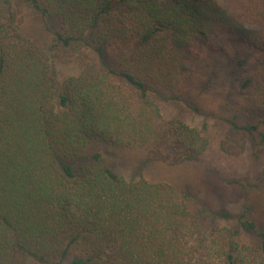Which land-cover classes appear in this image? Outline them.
I'll use <instances>...</instances> for the list:
<instances>
[{"label": "trees", "instance_id": "trees-1", "mask_svg": "<svg viewBox=\"0 0 264 264\" xmlns=\"http://www.w3.org/2000/svg\"><path fill=\"white\" fill-rule=\"evenodd\" d=\"M206 52L264 105V0H0V264H264V173L144 176L205 162ZM241 117L219 146L257 162Z\"/></svg>", "mask_w": 264, "mask_h": 264}, {"label": "rangeland", "instance_id": "rangeland-1", "mask_svg": "<svg viewBox=\"0 0 264 264\" xmlns=\"http://www.w3.org/2000/svg\"><path fill=\"white\" fill-rule=\"evenodd\" d=\"M203 60L198 65V71L192 82H189L186 89L191 94L200 97L203 109L208 114V125L212 146L208 151L204 163L187 165L178 168L155 165L146 166L144 176L153 182H168L181 186L194 179H202L206 175H229L237 172L250 180H259L261 173H264V146L258 152L259 159L255 162L247 152L242 157L233 158L225 154L219 142L224 137L227 127L225 117L239 113L244 119L253 117L258 111L264 113L259 94L255 86L246 89L241 88L230 75V64L227 59L219 53L206 52ZM216 74L213 84L208 87V80ZM261 118V117H259ZM202 119H197L196 124H201ZM143 155L138 151H124L117 156L119 167L130 176V171L140 164ZM258 193H256V197ZM27 264H36L28 262Z\"/></svg>", "mask_w": 264, "mask_h": 264}]
</instances>
